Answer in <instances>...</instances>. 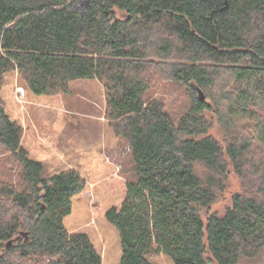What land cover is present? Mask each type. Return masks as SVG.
<instances>
[{"label": "trees", "instance_id": "16d2710c", "mask_svg": "<svg viewBox=\"0 0 264 264\" xmlns=\"http://www.w3.org/2000/svg\"><path fill=\"white\" fill-rule=\"evenodd\" d=\"M10 72L37 96L102 83L105 118L133 164L122 202L105 212L119 264H151L150 253L237 264L264 248V0H0V88ZM156 77L186 87L178 122L146 98ZM209 113L229 132L224 146L208 134ZM22 134L0 99V145L16 170L0 180V264H102L87 234L63 224L85 180L75 169L41 177ZM230 165L255 188L209 213Z\"/></svg>", "mask_w": 264, "mask_h": 264}, {"label": "rangeland", "instance_id": "374dc122", "mask_svg": "<svg viewBox=\"0 0 264 264\" xmlns=\"http://www.w3.org/2000/svg\"><path fill=\"white\" fill-rule=\"evenodd\" d=\"M85 5L84 1H78L72 9L81 14ZM116 15L124 17L118 11ZM146 98L160 101L174 122L179 121L191 104L184 85L160 77L152 81ZM0 99L9 118L22 126L21 144L28 157L42 164L41 177L75 169L85 180L84 189L71 199V213L63 219L66 230L86 233L102 264H119V233L108 223L105 212L122 202L125 184L133 178V164L127 142L115 136L105 118L102 83L78 80L70 83L67 94L37 96L26 88L17 72H10L4 76ZM206 115L211 121L208 134L224 146L229 132L213 113ZM10 166L8 155L0 145V180L15 181L16 170ZM195 168L204 176L201 165ZM256 179L254 175L241 179L230 165L209 213H223L235 194L252 193ZM205 213L203 210L204 218ZM147 260L151 264H172L163 254L150 253ZM237 264H264V248L257 256L244 257Z\"/></svg>", "mask_w": 264, "mask_h": 264}, {"label": "water", "instance_id": "95a60500", "mask_svg": "<svg viewBox=\"0 0 264 264\" xmlns=\"http://www.w3.org/2000/svg\"><path fill=\"white\" fill-rule=\"evenodd\" d=\"M197 92H198L199 100H200V101H203V100H204V95H203V93H202L200 90H198ZM13 241H14V240H10V241H8L7 244H6V246H9Z\"/></svg>", "mask_w": 264, "mask_h": 264}]
</instances>
